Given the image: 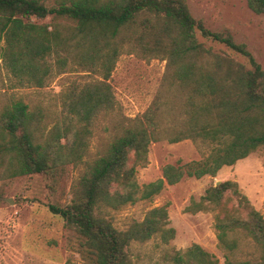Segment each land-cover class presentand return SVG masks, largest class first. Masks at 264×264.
Returning a JSON list of instances; mask_svg holds the SVG:
<instances>
[{
  "label": "trees",
  "instance_id": "trees-1",
  "mask_svg": "<svg viewBox=\"0 0 264 264\" xmlns=\"http://www.w3.org/2000/svg\"><path fill=\"white\" fill-rule=\"evenodd\" d=\"M248 6L264 15V0H248ZM50 16L62 22L52 29L37 22ZM200 37L247 58L252 68L208 48ZM3 41L4 66L22 86H46L55 66L58 74L72 65L102 78L68 95L61 118L48 131L43 112L31 110L22 99L0 109L4 178L53 172L83 159L94 120L116 108L109 80L122 52L167 61L162 85L147 111L126 119L107 152L89 164L71 204L50 205L85 240L92 264H134V243L158 237L169 244L175 239L168 204L152 208L143 221H133L125 230L115 227L110 211L151 199L166 184L176 185L185 177H216L223 167L264 147V70L245 44L195 19L186 0H55L51 6L44 0H0V45ZM162 140H191L200 159L167 164L162 178L141 187L137 168L148 162L150 145ZM184 212L212 213L218 242L230 253L243 239L254 244L256 253L249 258H227L223 264H264V216L237 182L208 187ZM163 259L171 264H219L199 244L166 251Z\"/></svg>",
  "mask_w": 264,
  "mask_h": 264
},
{
  "label": "rangeland",
  "instance_id": "rangeland-1",
  "mask_svg": "<svg viewBox=\"0 0 264 264\" xmlns=\"http://www.w3.org/2000/svg\"><path fill=\"white\" fill-rule=\"evenodd\" d=\"M44 1L50 6L55 4V0ZM186 3L192 16L204 22L207 28L230 33L235 42L245 44L264 70V15L254 13L248 0H186ZM37 22L52 29L62 21L50 16ZM200 40L208 48L252 68L247 58L227 47L201 37ZM4 47L5 41L0 45V109L12 99H22L31 110L43 112L46 131L61 118L68 95H77L87 84L102 80L97 73L72 65L58 74L52 59L49 64L55 66L54 74L46 86H22L4 66ZM166 72L167 61L160 57L122 52L109 80L116 108L101 112L94 120L83 159L48 173L16 178L0 175V264H92V260L86 258L85 240L68 228L61 216L53 214L50 205L71 204L74 189L89 164L107 152L126 119H134L147 111ZM199 159L191 140L173 144L167 140L154 142L149 147L148 162L137 168V182L143 187L162 178L167 164L186 165ZM225 180L237 182L240 191L264 216V147L234 166L223 167L216 177H185L176 185L166 184L162 192L151 199H138L120 210L110 211L115 227L125 230L133 221H143L152 208L169 205V227L176 230L175 239L169 244H163L158 237L146 243H134L130 248L134 264H171L163 259L166 251L185 250L193 244L212 253L219 264L227 258L240 260L255 254L254 244L247 239L241 241L235 253L223 249L214 231L212 213L184 212L192 200H200L208 187Z\"/></svg>",
  "mask_w": 264,
  "mask_h": 264
},
{
  "label": "water",
  "instance_id": "water-1",
  "mask_svg": "<svg viewBox=\"0 0 264 264\" xmlns=\"http://www.w3.org/2000/svg\"><path fill=\"white\" fill-rule=\"evenodd\" d=\"M220 182H218L217 184H219Z\"/></svg>",
  "mask_w": 264,
  "mask_h": 264
}]
</instances>
